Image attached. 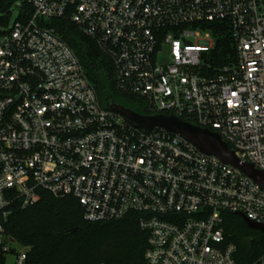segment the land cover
Instances as JSON below:
<instances>
[{
  "label": "built area",
  "instance_id": "2783aa9c",
  "mask_svg": "<svg viewBox=\"0 0 264 264\" xmlns=\"http://www.w3.org/2000/svg\"><path fill=\"white\" fill-rule=\"evenodd\" d=\"M22 1L31 16L0 34V264H26L29 252L6 227L40 192L73 197L90 223L137 215L144 264H236L222 216L264 224V189L180 135L145 133L104 109L44 21L69 20L95 41L117 90L144 100L150 115L217 134L264 175V0ZM218 23L235 57L212 69L202 53Z\"/></svg>",
  "mask_w": 264,
  "mask_h": 264
},
{
  "label": "trees",
  "instance_id": "16d2710c",
  "mask_svg": "<svg viewBox=\"0 0 264 264\" xmlns=\"http://www.w3.org/2000/svg\"><path fill=\"white\" fill-rule=\"evenodd\" d=\"M16 4L21 17L31 16L30 6L22 0H0V28L8 27ZM44 23L75 53L104 109L114 103L134 113L150 115L144 100L117 90L112 61L95 41L69 20ZM211 28L214 47L205 59L215 69L231 64L235 53L227 24H213ZM83 214L82 206L73 197L57 198L40 192L27 208L15 207L6 233L29 249L26 264H144L147 235L141 231L137 215L90 223ZM222 217L225 239L236 246V264H257L264 253V233L249 229L239 215L225 213Z\"/></svg>",
  "mask_w": 264,
  "mask_h": 264
},
{
  "label": "water",
  "instance_id": "95a60500",
  "mask_svg": "<svg viewBox=\"0 0 264 264\" xmlns=\"http://www.w3.org/2000/svg\"><path fill=\"white\" fill-rule=\"evenodd\" d=\"M108 108L120 114L128 123L135 128L143 130L145 133L153 129L163 128L168 132L180 135L196 146L200 152L215 156L222 163L233 166L264 189V175L254 170L250 165H240L234 153L227 148L226 144L220 140L217 134L199 129L173 116H144L114 103H111ZM240 217L249 229L264 233V224H256L243 216ZM28 252L29 249L26 248L25 253Z\"/></svg>",
  "mask_w": 264,
  "mask_h": 264
},
{
  "label": "rangeland",
  "instance_id": "374dc122",
  "mask_svg": "<svg viewBox=\"0 0 264 264\" xmlns=\"http://www.w3.org/2000/svg\"><path fill=\"white\" fill-rule=\"evenodd\" d=\"M18 7H19V4H16L14 7H12L11 13H10V16H9V25H8L7 28H4V29L0 28V31L9 29V28H11V26H13L15 24V22L17 21V19L19 17ZM163 52H164V58H168L169 52H170L169 48L168 47H165L163 49ZM209 52H210V50L204 51L202 53L203 54V57L206 58L205 56L209 55ZM163 61H165V59ZM11 246L14 249H16V250H19V248H20L19 245L16 244V243L12 244Z\"/></svg>",
  "mask_w": 264,
  "mask_h": 264
}]
</instances>
